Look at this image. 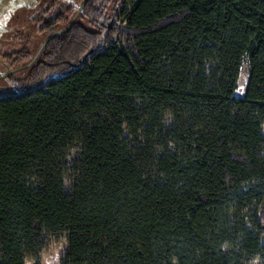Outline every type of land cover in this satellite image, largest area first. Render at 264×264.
I'll return each mask as SVG.
<instances>
[{
    "label": "trees",
    "instance_id": "trees-1",
    "mask_svg": "<svg viewBox=\"0 0 264 264\" xmlns=\"http://www.w3.org/2000/svg\"><path fill=\"white\" fill-rule=\"evenodd\" d=\"M70 1L4 55L0 264H264V0Z\"/></svg>",
    "mask_w": 264,
    "mask_h": 264
},
{
    "label": "rangeland",
    "instance_id": "rangeland-1",
    "mask_svg": "<svg viewBox=\"0 0 264 264\" xmlns=\"http://www.w3.org/2000/svg\"><path fill=\"white\" fill-rule=\"evenodd\" d=\"M70 1V0H69ZM72 1H70L71 3ZM38 4V0H0V77L11 74L4 58L7 53L15 52L26 45L22 34L32 32V26L28 22L29 10ZM116 25L123 26L121 20ZM38 35V34H37ZM17 72V71H16ZM15 73V72H14ZM250 77L249 61L245 60L240 75L237 97H244ZM67 251L65 239L59 241L49 240L47 250L39 264H63L64 255ZM27 264H37L29 261Z\"/></svg>",
    "mask_w": 264,
    "mask_h": 264
},
{
    "label": "water",
    "instance_id": "water-1",
    "mask_svg": "<svg viewBox=\"0 0 264 264\" xmlns=\"http://www.w3.org/2000/svg\"><path fill=\"white\" fill-rule=\"evenodd\" d=\"M5 77H7V76H5Z\"/></svg>",
    "mask_w": 264,
    "mask_h": 264
}]
</instances>
